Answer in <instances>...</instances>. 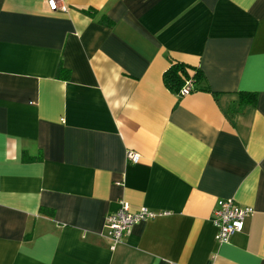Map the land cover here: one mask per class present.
Masks as SVG:
<instances>
[{"label": "crops", "instance_id": "crops-1", "mask_svg": "<svg viewBox=\"0 0 264 264\" xmlns=\"http://www.w3.org/2000/svg\"><path fill=\"white\" fill-rule=\"evenodd\" d=\"M47 2L0 0V264H264V0ZM220 198L254 209L225 243ZM121 201L157 214L113 246Z\"/></svg>", "mask_w": 264, "mask_h": 264}, {"label": "built area", "instance_id": "built-area-1", "mask_svg": "<svg viewBox=\"0 0 264 264\" xmlns=\"http://www.w3.org/2000/svg\"><path fill=\"white\" fill-rule=\"evenodd\" d=\"M50 9H56V0H48ZM191 92V82L188 81L179 91V96H184ZM126 158L132 162H138L140 155L128 150ZM251 206H241L233 199L220 198L216 201L213 209V221L216 227L215 239L220 243L228 242L231 236L240 232L244 227L245 219L253 213ZM157 212L141 206L136 210H131L128 203L120 202L118 209L109 212L105 217V235L109 238L113 246L122 241L130 232L131 227L142 221H148L156 216Z\"/></svg>", "mask_w": 264, "mask_h": 264}, {"label": "trees", "instance_id": "trees-1", "mask_svg": "<svg viewBox=\"0 0 264 264\" xmlns=\"http://www.w3.org/2000/svg\"><path fill=\"white\" fill-rule=\"evenodd\" d=\"M89 15H94L95 10L88 8L85 10ZM105 17V16H104ZM103 17V18H104ZM107 24L110 26L113 24L112 20H108ZM57 76L67 77L68 70L62 65L57 68ZM203 78L202 72L197 67L190 66L186 63L170 60L168 68L163 73L164 85L172 92L179 95V91L186 84V82H191V91L196 89H207V86L201 84L200 81ZM239 103L241 105L254 104L256 100V95L249 92L239 93ZM24 160H33L34 157H30L27 154L23 155Z\"/></svg>", "mask_w": 264, "mask_h": 264}]
</instances>
